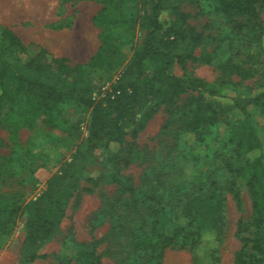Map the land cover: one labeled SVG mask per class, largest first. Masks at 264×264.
I'll list each match as a JSON object with an SVG mask.
<instances>
[{"label":"rangeland","instance_id":"1","mask_svg":"<svg viewBox=\"0 0 264 264\" xmlns=\"http://www.w3.org/2000/svg\"><path fill=\"white\" fill-rule=\"evenodd\" d=\"M138 0H0V27L12 29L26 49L20 51L23 61L40 55L43 62L63 58L66 64H88L101 46L102 26L94 18L104 8L135 10ZM134 8V9H133ZM182 11L186 22L203 33L204 42L195 55L207 54L209 61L189 60L176 63L174 72L184 76H199L227 94L251 95L264 87V62L254 76L244 78L234 70L235 65L248 66L247 53H238L230 45L231 24L225 14L209 0H185ZM264 24V3L260 9ZM138 13L143 14L142 7ZM178 24V17L172 16ZM136 46L142 41L144 30L139 23L131 32ZM0 34V45L2 44ZM260 58L264 61V55ZM120 69L114 72L93 71L94 96L101 99L111 90ZM197 92L180 93L172 101L162 104L151 116L141 119L143 128L131 132L123 145L101 146L87 161L86 178L82 188L72 195L59 230L42 246L45 258L31 264H194V250L183 246L182 239L165 247L161 258L142 262L134 251L137 235L151 234L158 229V215L152 210L158 201L148 194H161L168 202L171 193L180 197L177 182L155 183V174L164 178L183 174L181 180L198 183L213 175L227 184L234 175L220 156L221 142L227 140L228 111L209 140L182 128L181 108L193 101ZM34 98L22 94L15 103H6V121L0 126V193L6 192L23 205L13 233L0 236V264H18L20 247L26 234L30 209L46 188L49 179L71 159L88 137L91 110L74 102L57 105L54 114L40 113L29 124L10 117V107L32 110ZM249 111L263 142L264 104H252ZM37 114V110H35ZM63 136L73 141L57 143ZM216 136L219 140L212 139ZM211 147V149H208ZM217 150V151H215ZM245 176H238L240 200L227 193L226 226L219 247V260L212 264H233L241 248V224L252 223V205ZM128 186L136 191L131 192ZM148 193V194H147ZM169 226L172 227L171 223ZM167 228V227H166ZM213 237L204 240L202 255H208ZM205 251V252H204Z\"/></svg>","mask_w":264,"mask_h":264},{"label":"trees","instance_id":"2","mask_svg":"<svg viewBox=\"0 0 264 264\" xmlns=\"http://www.w3.org/2000/svg\"><path fill=\"white\" fill-rule=\"evenodd\" d=\"M184 1L138 0L135 10L130 11L107 6L94 18L102 26L100 49L88 64L74 67L63 58L43 62L40 55L23 61L20 51L26 46L22 39L12 29L0 27L3 41L0 45V126L7 118L3 114L4 105L15 103L22 94L32 96L36 105L29 111L11 106L10 117L29 124L40 113L54 114L57 105L66 101L91 110L86 143L49 179L30 209L18 264H31L46 257L40 249L59 230L72 195L87 179L88 159L101 146L123 145L131 132L138 133L143 128L142 118L151 116L162 104L189 90L197 92V96L180 109L179 123L201 140L208 141L224 112H230L225 119L227 140L221 142L216 136L212 139L221 142L219 155L225 156L227 168L234 177L227 184L213 175L190 183L181 180L183 174L174 181L172 177L164 178L163 174L156 173V184L177 182L180 197L170 193L165 203L161 194L147 193L150 199L158 201V207L152 210L158 215L155 221L158 229L151 234L142 231L137 235L134 251L142 262H148L161 258L165 247L180 238L183 246L189 245L194 250V264H212L219 260L227 221V193L240 200L237 177L245 176L253 217L251 224L239 227L240 234H248L241 236L242 246L233 264H264V151L249 111L252 104H264V87L251 95L227 94L202 77L174 72L176 63L210 60L207 54L195 55L204 36L186 22L187 16L182 11ZM209 1L229 19L231 47H236L238 53H247L249 65H235L234 70L244 78L254 76L261 69L259 64L264 62L260 58L264 55V24L260 17L264 0ZM139 7L143 14L138 13ZM138 23L144 36L136 46L131 32ZM119 69L111 90L97 99L93 71ZM72 141L69 136H63L57 143L68 146ZM128 189L132 193L136 191L133 186ZM11 196L0 193V236L4 237L13 233L24 211L23 205ZM209 236L213 237L214 244L203 258V243Z\"/></svg>","mask_w":264,"mask_h":264}]
</instances>
